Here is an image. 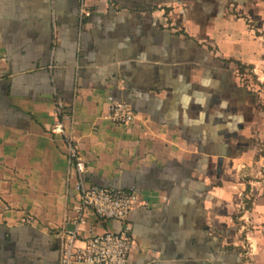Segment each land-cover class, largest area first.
<instances>
[{
  "label": "crops",
  "instance_id": "obj_1",
  "mask_svg": "<svg viewBox=\"0 0 264 264\" xmlns=\"http://www.w3.org/2000/svg\"><path fill=\"white\" fill-rule=\"evenodd\" d=\"M57 100L86 182L139 198L78 245L126 224L127 264H264V0H0V264H59L74 227Z\"/></svg>",
  "mask_w": 264,
  "mask_h": 264
},
{
  "label": "built area",
  "instance_id": "obj_2",
  "mask_svg": "<svg viewBox=\"0 0 264 264\" xmlns=\"http://www.w3.org/2000/svg\"><path fill=\"white\" fill-rule=\"evenodd\" d=\"M81 1V0H80ZM81 13L89 16V11L81 8ZM63 102L56 101V116L51 133L65 137L68 157L76 172V211L74 227L61 232L64 237L61 245L59 264H127V256L134 248V237L126 224L119 231L106 230L93 234L81 245L77 244L78 228L84 220L85 210H92L101 220H116L125 223L131 210L139 204L138 193L133 187L102 186L86 182L85 164L72 140L67 136L63 113ZM110 122L118 125L130 124L135 114L124 101L108 97L107 114ZM30 219L27 221L29 222Z\"/></svg>",
  "mask_w": 264,
  "mask_h": 264
},
{
  "label": "trees",
  "instance_id": "obj_3",
  "mask_svg": "<svg viewBox=\"0 0 264 264\" xmlns=\"http://www.w3.org/2000/svg\"><path fill=\"white\" fill-rule=\"evenodd\" d=\"M245 66L239 65L238 67V74L240 75L241 78L247 76V73L245 72ZM244 80H247L246 78Z\"/></svg>",
  "mask_w": 264,
  "mask_h": 264
},
{
  "label": "rangeland",
  "instance_id": "obj_4",
  "mask_svg": "<svg viewBox=\"0 0 264 264\" xmlns=\"http://www.w3.org/2000/svg\"><path fill=\"white\" fill-rule=\"evenodd\" d=\"M257 95V94H256ZM258 97H260V95H258Z\"/></svg>",
  "mask_w": 264,
  "mask_h": 264
}]
</instances>
